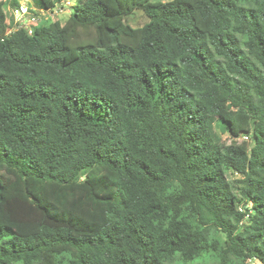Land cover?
Returning <instances> with one entry per match:
<instances>
[{"label":"trees","instance_id":"16d2710c","mask_svg":"<svg viewBox=\"0 0 264 264\" xmlns=\"http://www.w3.org/2000/svg\"><path fill=\"white\" fill-rule=\"evenodd\" d=\"M152 1H0V264L264 263V0Z\"/></svg>","mask_w":264,"mask_h":264},{"label":"rangeland","instance_id":"374dc122","mask_svg":"<svg viewBox=\"0 0 264 264\" xmlns=\"http://www.w3.org/2000/svg\"><path fill=\"white\" fill-rule=\"evenodd\" d=\"M1 1V0H0ZM6 1V0H3ZM11 1V0H9ZM83 0H60V2L57 4V8L55 9L54 12H44V11H40L37 8V5L35 3L34 0H20L21 4H20V8L21 6L24 7V11H26L25 16L23 18L24 24L23 26L27 25H31L33 22H31L28 18L29 17L28 14H31L32 16H35L38 18V23L40 22H48V23H52L55 21H59L62 24H64L67 19L69 18V16L74 12L75 8L82 2ZM172 0H153L152 2H170ZM16 8H13L12 6L8 7L6 12L8 15V23L12 25L13 29L12 30H16L19 29V26H16V21L19 17L17 13H16ZM20 10V9H19ZM15 11V12H14ZM28 15V18H26V16ZM22 19V18H21ZM125 21L131 25L134 28H139V27H143L145 24H147L149 22V18L145 15V13L142 10H135L134 13H132L131 15L127 16ZM222 138L223 140L227 141V142H231L232 138L230 137L229 133H224L222 134ZM242 141H250L248 138H244L241 137L240 139H238V142H242ZM229 178L231 180H239L241 179V177L236 174V173H231L229 175ZM220 237L222 239V241H225V235L224 234H220Z\"/></svg>","mask_w":264,"mask_h":264},{"label":"built area","instance_id":"2783aa9c","mask_svg":"<svg viewBox=\"0 0 264 264\" xmlns=\"http://www.w3.org/2000/svg\"><path fill=\"white\" fill-rule=\"evenodd\" d=\"M20 9V10H19ZM19 9H17V10H15L16 11V13H17V15L18 16H21V17H19L18 19H17V21H16V24H17V26H19L18 28L20 29V28H25L26 30H28L29 31V33H32L31 32V29H32V27L33 26H36V25H38L39 23V21H38V18L36 17V15L35 16H32L31 14H28L29 15V17H31V18H28V15L26 16V18H28L29 19V21H30V24H31V22H33L31 25H25V26H23V24H24V21H23V18H24V16H25V13H26V11H24V7H22L21 6V8H19ZM14 11V12H15ZM22 18V19H21ZM247 264H264V263H262V262H260V261H258V260H256V259H250L248 262H247Z\"/></svg>","mask_w":264,"mask_h":264}]
</instances>
